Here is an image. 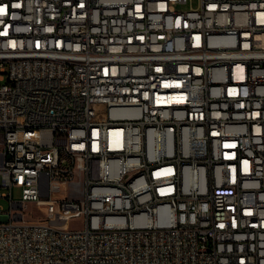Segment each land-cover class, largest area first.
I'll use <instances>...</instances> for the list:
<instances>
[{"label":"built area","instance_id":"2783aa9c","mask_svg":"<svg viewBox=\"0 0 264 264\" xmlns=\"http://www.w3.org/2000/svg\"><path fill=\"white\" fill-rule=\"evenodd\" d=\"M190 1L0 0V264H264V0Z\"/></svg>","mask_w":264,"mask_h":264},{"label":"rangeland","instance_id":"374dc122","mask_svg":"<svg viewBox=\"0 0 264 264\" xmlns=\"http://www.w3.org/2000/svg\"><path fill=\"white\" fill-rule=\"evenodd\" d=\"M199 6V0H191L189 2V4L187 5H184V6H181V10H189L191 7L192 8H197ZM0 185H1V178H0ZM14 198L15 199H18L20 198V191H15L14 193ZM0 205L4 208V209H7L9 206H8V203L5 202V201H1ZM27 210L29 211H32L35 213V215L41 217V218H44L46 216V214L42 211H40L36 205L34 204H28L27 205ZM81 220H74L73 222L69 223L68 224V229H79L81 228Z\"/></svg>","mask_w":264,"mask_h":264},{"label":"snow or ice","instance_id":"6c2138e0","mask_svg":"<svg viewBox=\"0 0 264 264\" xmlns=\"http://www.w3.org/2000/svg\"><path fill=\"white\" fill-rule=\"evenodd\" d=\"M3 12H4V9L0 8V14H3Z\"/></svg>","mask_w":264,"mask_h":264}]
</instances>
